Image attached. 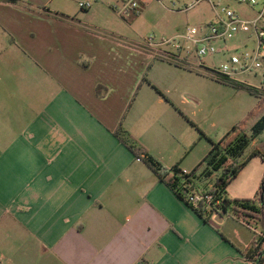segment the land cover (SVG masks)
I'll return each instance as SVG.
<instances>
[{
    "label": "crops",
    "instance_id": "crops-1",
    "mask_svg": "<svg viewBox=\"0 0 264 264\" xmlns=\"http://www.w3.org/2000/svg\"><path fill=\"white\" fill-rule=\"evenodd\" d=\"M79 1L0 0V264H251L252 229L207 222L117 134L170 167L155 145L176 135L184 78L203 76L130 59L98 20L111 0Z\"/></svg>",
    "mask_w": 264,
    "mask_h": 264
},
{
    "label": "rangeland",
    "instance_id": "rangeland-1",
    "mask_svg": "<svg viewBox=\"0 0 264 264\" xmlns=\"http://www.w3.org/2000/svg\"><path fill=\"white\" fill-rule=\"evenodd\" d=\"M190 1L139 0L138 13L135 16H123L117 10L112 9V6H120V0H111L110 5L103 6L104 13L99 15L98 20L109 30H114L121 35L122 39L128 42V46L137 48L139 52H132L130 59L147 58L170 61L172 59L170 54L174 53V48L165 40L171 43L176 33L184 32L190 26H204L215 18L216 13H219L218 7L215 8L207 0H200L194 6L183 9L184 5ZM73 4L76 5L75 1ZM229 4L237 10L242 9V6L232 1H229ZM165 51H168L166 55ZM126 52L127 50L122 49L123 66L129 59V57L126 58L128 54ZM224 58L222 55H217L214 59L205 56L203 61L206 66H209L212 61L216 64ZM173 62L203 77L184 78L185 91L180 94L184 103V115L180 124L175 128L176 138L169 135L168 138H164L165 142L162 145L157 144L155 147L164 154V160L169 164L180 161V167L191 170L208 152L210 141L220 139L232 125L244 118L245 111L255 102V95L246 89L222 85L204 78L205 76L215 79L197 72L205 71L203 69L188 68L178 61L173 60ZM263 76L264 65L256 74L245 72L239 74L237 78L244 84L264 88ZM176 80L166 82L169 95L170 92L178 90ZM178 82L181 84L180 79ZM261 140H264V130L253 143ZM261 166L260 158H254L239 171L229 184L227 189L229 196L232 198L252 197L258 175L262 176ZM260 179L261 177L259 181Z\"/></svg>",
    "mask_w": 264,
    "mask_h": 264
},
{
    "label": "trees",
    "instance_id": "trees-1",
    "mask_svg": "<svg viewBox=\"0 0 264 264\" xmlns=\"http://www.w3.org/2000/svg\"><path fill=\"white\" fill-rule=\"evenodd\" d=\"M197 72L246 89L258 100L244 118L232 125L220 139L210 141L208 152L196 166L186 171L180 167V161H177L170 167H165L125 131L118 132V137L135 157L141 159L157 175L159 180L167 184L207 222L210 221L212 207L202 202L194 206L188 201V195L208 192L215 199H220V216H230L254 231L249 246L243 251L245 259L251 264H264V170L252 197L232 198L226 193L229 183L253 156H258L264 162V140L253 144L264 130V88L227 80L221 75L209 73L208 70ZM261 254L262 257L256 262Z\"/></svg>",
    "mask_w": 264,
    "mask_h": 264
},
{
    "label": "built area",
    "instance_id": "built-area-1",
    "mask_svg": "<svg viewBox=\"0 0 264 264\" xmlns=\"http://www.w3.org/2000/svg\"><path fill=\"white\" fill-rule=\"evenodd\" d=\"M200 0H191L183 9L194 6ZM218 7L212 21L204 26H190L184 32L175 34L171 43L174 53L171 60L178 61L187 67L208 70L213 75H221L227 80L239 81L237 76L245 72L257 73L264 65V0H207ZM229 1L242 6L235 9ZM117 11L123 16L138 12L139 0H120ZM79 8L87 9L90 1H79ZM169 41V42H168ZM168 51H165L166 55ZM222 55L225 58L206 66L203 58ZM264 78V76H263ZM255 86V85H253ZM188 201L198 206L200 202L212 207L210 221L222 217L220 199H215L211 193L196 192L189 194ZM209 221V222H210ZM3 255L0 251V262Z\"/></svg>",
    "mask_w": 264,
    "mask_h": 264
},
{
    "label": "water",
    "instance_id": "water-1",
    "mask_svg": "<svg viewBox=\"0 0 264 264\" xmlns=\"http://www.w3.org/2000/svg\"><path fill=\"white\" fill-rule=\"evenodd\" d=\"M262 255H263V254H261V255L258 257V259H257L256 262H258V261L260 260V258L262 257Z\"/></svg>",
    "mask_w": 264,
    "mask_h": 264
}]
</instances>
